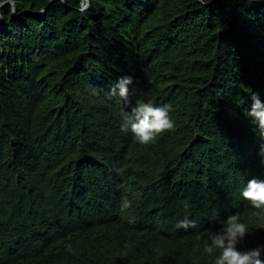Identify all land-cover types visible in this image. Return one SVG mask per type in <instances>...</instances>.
<instances>
[{
  "label": "trees",
  "instance_id": "16d2710c",
  "mask_svg": "<svg viewBox=\"0 0 264 264\" xmlns=\"http://www.w3.org/2000/svg\"><path fill=\"white\" fill-rule=\"evenodd\" d=\"M20 3L0 20V264H213L197 246L234 212L264 243L239 195L264 178L242 112L264 99V3ZM124 75L130 103L109 93ZM137 99L171 105L174 130L122 133Z\"/></svg>",
  "mask_w": 264,
  "mask_h": 264
},
{
  "label": "clouds",
  "instance_id": "9594fccd",
  "mask_svg": "<svg viewBox=\"0 0 264 264\" xmlns=\"http://www.w3.org/2000/svg\"><path fill=\"white\" fill-rule=\"evenodd\" d=\"M49 3L69 5L70 0H49ZM201 8L206 7L210 0H194ZM249 4L264 3V0H248ZM97 0H77V11L83 16L94 8ZM20 0H0V20L5 18V13L14 15L21 7ZM45 8H40V13H45ZM134 85L132 75L118 77L111 91L112 96L119 97L124 103H130V90ZM93 94L96 88L92 89ZM247 106L242 108L243 115L249 119L253 126L252 131L259 139L257 155L260 164L264 166V99L258 92H249ZM237 106L243 104H236ZM172 108L168 104H156L151 99H137L131 104L130 110L121 114L120 131L130 133L132 139L140 145H151L163 134L175 128V121L171 115ZM240 197L254 210L258 218L256 226L264 229V178L253 176L249 178L239 192ZM134 206L133 200L127 196L119 202L120 213H128ZM188 205L185 204V208ZM134 218L129 219V223ZM193 226L192 221L185 216L176 224L178 229H188ZM251 234L249 224L244 222L238 213L226 216L220 228L209 232L201 245L197 246L199 254H205L213 259V264H264V243L254 247H245L246 236Z\"/></svg>",
  "mask_w": 264,
  "mask_h": 264
}]
</instances>
